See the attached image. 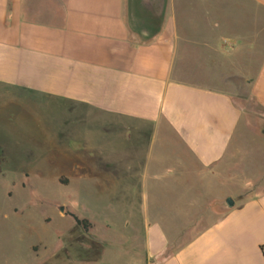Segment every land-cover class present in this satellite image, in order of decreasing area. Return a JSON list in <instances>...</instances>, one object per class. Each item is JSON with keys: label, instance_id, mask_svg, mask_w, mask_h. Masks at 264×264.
Listing matches in <instances>:
<instances>
[{"label": "crops", "instance_id": "obj_1", "mask_svg": "<svg viewBox=\"0 0 264 264\" xmlns=\"http://www.w3.org/2000/svg\"><path fill=\"white\" fill-rule=\"evenodd\" d=\"M155 6L0 0V91L57 106L46 139L74 157L70 179L122 192L124 226L141 220L126 264H264V168L242 159L249 143L264 150V0ZM75 246L28 251L51 264Z\"/></svg>", "mask_w": 264, "mask_h": 264}, {"label": "rangeland", "instance_id": "obj_2", "mask_svg": "<svg viewBox=\"0 0 264 264\" xmlns=\"http://www.w3.org/2000/svg\"><path fill=\"white\" fill-rule=\"evenodd\" d=\"M13 95L0 91V264H32L28 245L37 240L52 254L62 244L76 245L72 252H59L51 264H64V255L84 264L99 257L103 264H126L136 248L141 220L124 226L122 192L101 190L89 179H70L74 157L58 155L57 139H46L58 128L57 106L48 111L41 96L16 91ZM66 144L75 148L74 141ZM249 145L242 159H250L257 170L264 168V150L254 142ZM239 185V178L230 176L224 188L236 194ZM60 212L89 220L94 225L90 236L75 226L72 216ZM30 227L35 233H28Z\"/></svg>", "mask_w": 264, "mask_h": 264}, {"label": "water", "instance_id": "obj_3", "mask_svg": "<svg viewBox=\"0 0 264 264\" xmlns=\"http://www.w3.org/2000/svg\"><path fill=\"white\" fill-rule=\"evenodd\" d=\"M155 1V3H156V6H155V8H157L156 10H155V15H158V13H161L162 12V8H163V2H164V0H154ZM224 204H225V206H227V207H231L233 204H234V202H233V200H232V198L231 197H227L226 199H224ZM61 211H63V208L61 207Z\"/></svg>", "mask_w": 264, "mask_h": 264}, {"label": "trees", "instance_id": "obj_4", "mask_svg": "<svg viewBox=\"0 0 264 264\" xmlns=\"http://www.w3.org/2000/svg\"><path fill=\"white\" fill-rule=\"evenodd\" d=\"M70 215L73 217L76 226L82 228L84 231L88 230V228L90 226V222L87 219L78 218L77 216H75L73 214H70Z\"/></svg>", "mask_w": 264, "mask_h": 264}]
</instances>
